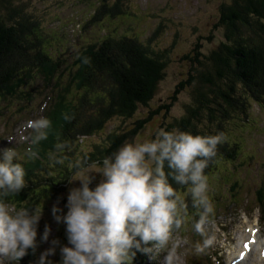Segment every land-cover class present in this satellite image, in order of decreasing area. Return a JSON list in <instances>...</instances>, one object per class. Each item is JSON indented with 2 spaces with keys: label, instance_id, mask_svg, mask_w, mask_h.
Returning a JSON list of instances; mask_svg holds the SVG:
<instances>
[{
  "label": "trees",
  "instance_id": "1",
  "mask_svg": "<svg viewBox=\"0 0 264 264\" xmlns=\"http://www.w3.org/2000/svg\"><path fill=\"white\" fill-rule=\"evenodd\" d=\"M98 1L99 7L91 18L76 20L77 28L69 31L60 23L45 25L46 12H38L33 0H0V113L6 103L21 105L22 111L26 104L42 103L47 95L45 81L53 91L43 116L51 122L47 139L25 147H32L37 155L31 157L33 166L26 163L24 170L30 177L35 175L34 168L42 172L33 180H27L25 175L24 189L6 198L17 209L22 205L43 211L62 197L67 201L65 193L71 185L68 180L76 171L77 161L102 165L105 157L112 156L125 143H134L135 135L154 115L162 109L169 114L183 91H188L190 100L184 103L179 116L160 123L163 130L200 136L224 135L223 131H227L205 175L225 168V174L231 177L227 162L235 165L249 153L244 155L239 143L228 145L225 140L233 126L249 117L250 103H264V0H220L215 30L222 28L224 40L208 52L203 51L202 35L193 44L190 39L186 41L191 51L183 53L182 59L187 65L169 100L143 116L138 111L142 106L150 107L166 76L175 44L180 40L178 31L169 44L162 40L163 33L171 27L163 10L153 16L154 22L145 31L127 24L128 27H115L114 34L109 35L112 18L126 14L131 2ZM141 16H146L144 10L135 12L134 22ZM169 21L177 25L175 19ZM82 31L85 40L75 45ZM213 36L208 39L213 40ZM78 80V88L70 93L69 87ZM133 120L134 126L127 128L124 122ZM90 135H98L100 141L91 149L78 148ZM165 171H169L167 162ZM169 182L184 195L189 204L187 220L195 223L199 217L191 208L186 188L171 177ZM42 220L37 226V250L42 246L46 226ZM58 235L63 237L56 238L60 245L56 247L57 255L48 257L51 264H61L60 248L67 236L63 231ZM131 264H151L149 254L137 252Z\"/></svg>",
  "mask_w": 264,
  "mask_h": 264
},
{
  "label": "clouds",
  "instance_id": "2",
  "mask_svg": "<svg viewBox=\"0 0 264 264\" xmlns=\"http://www.w3.org/2000/svg\"><path fill=\"white\" fill-rule=\"evenodd\" d=\"M112 19L123 22L121 16ZM50 124L43 117L27 121L23 129H31L33 134H21V139L31 140L32 144L47 139ZM154 136L143 142L125 143L102 160L98 171V162L77 161L68 181H80L81 186L70 189L67 214L59 215L61 210L56 206L52 209L56 222L66 224L68 243L72 245L60 248L61 264H131L137 252L149 254L151 259L163 253L162 264H184L180 249L185 241L179 230L186 223L189 204L169 177L186 188L191 208L199 217L193 229L202 240L195 243V252L203 253L216 243L214 206L208 195L205 169L217 154L222 134L200 136L158 129ZM26 152L33 158L37 155L32 147ZM16 156L15 150L8 148L2 150L0 159V264H19L29 249L36 255L39 246L40 210L17 209L6 202L10 194L25 187L24 168L13 162ZM93 173L102 176L94 189L90 187ZM50 232L46 225L41 243L48 241ZM256 233L254 228H243L238 252L241 259L252 253L264 260V239ZM51 244L40 254L37 264H51L48 257L55 254L60 241L52 240Z\"/></svg>",
  "mask_w": 264,
  "mask_h": 264
},
{
  "label": "rangeland",
  "instance_id": "3",
  "mask_svg": "<svg viewBox=\"0 0 264 264\" xmlns=\"http://www.w3.org/2000/svg\"><path fill=\"white\" fill-rule=\"evenodd\" d=\"M98 0H33L34 5L36 6L38 12H46L45 15V22L47 26H53L55 24H59L60 27H63L67 30H74L77 28L78 24L75 23L76 20L79 19H87L91 18L92 14L95 13V11L98 9L99 4ZM131 3L130 7L127 9V13L121 15V20L126 22V24H129L131 28H139L143 29L145 31L149 26L152 25L153 16H157L158 14H161L164 10L165 17L170 23L171 27L170 29L166 30L163 33L162 40L166 41L167 44H169L170 41H172V38L174 39L173 33L178 31L180 40L177 41L175 44V49L173 57L170 60V64H168V69L166 72V76H164L163 80L159 84V88L157 89V93L150 101V107H144L142 106L140 111H138L139 116L148 115V112L150 110H153L157 108L161 103L167 102L169 100V96L171 95L173 89L175 88V85L177 84V81L181 77V72L183 74L184 69L186 67V61L182 59V54L190 50V47L187 46L186 41L190 39L193 44L196 42V40L201 37V40L204 45V52H208L209 49L212 47H216V45L221 41L224 40V36L221 33L222 28H218L215 30V23L219 17V7L221 5L220 0H130ZM140 10H144V14L146 16H141L140 19L136 22H134V15L135 12H139ZM132 13V14H130ZM175 19L177 21V25H172L169 20ZM213 40L211 41L208 39L209 36L213 35ZM80 36V41L75 42V44H81L85 40L84 32L82 31ZM77 39V38H76ZM218 40V41H217ZM186 43V44H185ZM185 44V45H184ZM207 47V48H206ZM178 50V51H177ZM190 88V87H189ZM44 93V91L42 92ZM40 93V94H42ZM39 95V94H37ZM190 100V95L188 91H183L180 94L179 100L174 103L171 112L169 114L163 113L164 110L162 109V112L158 113L157 115H154L152 119L149 120L148 123L140 130L139 133L135 135L134 143L136 142H143L147 139H154L155 132L158 129H162L160 127V123L171 119L172 117L179 116L183 110H184V103L186 101ZM15 109V107H12ZM2 109V106L0 105V110ZM30 110H27L29 113ZM13 112H17L16 110L8 111V114H11ZM249 117L245 118L244 122H241L240 124H237L236 127L233 126L231 133L229 137H226L225 143L228 145L235 146L239 143L243 147L244 155L247 151H250L249 153L253 152L255 155H253V159L257 161V163H254L258 165L259 163V153L263 149L262 140L264 138V132H263V126H264V103H258V101H253L250 103L249 108ZM251 119V120H249ZM135 120H133L131 123L126 124L127 128L134 126ZM255 122L257 124H255ZM252 123V124H251ZM132 124V125H131ZM253 125V127H252ZM253 129L251 132L250 129ZM226 129H228L226 127ZM227 131H223V134L225 135ZM102 134V133H101ZM222 135V136H224ZM99 136H88L85 141L81 144L78 148H84V149H91L93 144L96 142H99ZM235 144V145H234ZM71 149H73L71 147ZM242 155V154H241ZM69 158V157H68ZM248 157L244 158L242 156L241 161H248ZM230 169L233 167L232 162H227ZM102 165L97 164V171ZM225 169V168H224ZM224 169H221L220 171L214 172V170L209 173V175H206L208 177V195L209 193L212 194V192H215L217 187L221 184L222 194L227 193L224 184H226V179L223 178V175L225 174ZM246 172H249L251 169V166L249 162L246 163V168H244ZM26 172V171H25ZM95 179L93 180L90 187H96V185L101 181L102 176L98 173L92 174ZM232 178L236 180L233 176ZM240 186H242L243 182L239 181ZM81 182L80 181H74L71 183L69 189L65 193V197L68 199L69 191L71 188L80 187ZM240 186L238 187L239 194L234 199L241 198L240 193ZM229 197V196H227ZM45 203V202H44ZM67 201H64V198L62 197L61 200H57L55 203H50L49 209H44L43 211H40L42 218L45 221V224L48 225L51 229L49 239L47 242L42 243L45 247L44 250L49 249L52 247L51 241L55 240L56 238L63 237L61 235H58L59 231H63L64 234H66V224L63 222L57 223L56 220L53 217L52 209L54 206L58 207L61 211L58 213L61 216H64L67 214V207H66ZM19 208H23L22 205H18ZM43 221V220H42ZM43 221V222H44ZM45 230V229H44ZM41 235V234H40ZM67 236V235H66ZM66 243L64 246L71 247L68 243V239L65 241ZM57 254H55L56 256ZM29 259L31 261V264H37V261L39 257L32 254V251L30 250L28 253ZM30 264V263H29Z\"/></svg>",
  "mask_w": 264,
  "mask_h": 264
},
{
  "label": "bare ground",
  "instance_id": "4",
  "mask_svg": "<svg viewBox=\"0 0 264 264\" xmlns=\"http://www.w3.org/2000/svg\"><path fill=\"white\" fill-rule=\"evenodd\" d=\"M204 123V122H203ZM203 126V125H202ZM17 163H19V164H21L22 165V161H20V162H17ZM24 171H27V170H24ZM148 260V259H147Z\"/></svg>",
  "mask_w": 264,
  "mask_h": 264
}]
</instances>
